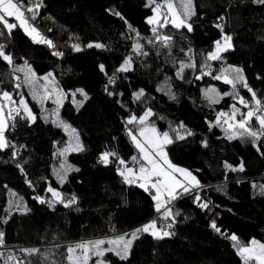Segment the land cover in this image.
<instances>
[{
	"label": "trees",
	"instance_id": "16d2710c",
	"mask_svg": "<svg viewBox=\"0 0 264 264\" xmlns=\"http://www.w3.org/2000/svg\"><path fill=\"white\" fill-rule=\"evenodd\" d=\"M193 3L196 15L190 21L192 32L172 25L159 29L161 34L173 38L170 49L158 42L155 46L148 43L154 39L153 25L147 23L152 13V7L146 6L148 0H43L44 7L36 21L68 46L67 50H60L62 56L31 43L18 28L9 37L0 24L5 32L0 44L6 45L5 53H11L13 64L27 61L36 74L51 71L61 89L83 88L89 95L79 111L69 98L59 109L60 117L77 130L84 146V151L65 153L68 165L79 171L69 172L63 185L54 175L53 164L57 141L66 135L64 130L44 120L31 102L35 122L21 117L10 122L7 139L15 148L0 150V231L8 243L33 244L41 250L34 255L25 253V264H62L68 254L66 246L73 239L110 235L154 218L157 212L151 194L138 184L124 182L118 171L122 166L119 159L110 158L108 165L99 161L101 153L114 151L126 164L131 163L137 148L129 137L132 124L127 120L147 108L154 113L148 121L173 137L174 143L165 149L169 160L188 167L202 187L183 193L169 206L174 215L179 213L171 229L175 236L156 240L143 233L134 241L127 261L112 253H106L105 259L110 264H243L230 235L235 234L241 244L253 238L264 243V195L253 186L264 183V138L257 142L259 152L250 139L229 140L220 124H216L218 114L229 110L232 104L241 111L246 108L238 99L223 94L219 103L210 104L202 93V88L209 85L221 93H232L231 85L214 76L222 67L233 65L243 68L249 86L264 98V5L253 0ZM110 9L120 12L124 19L113 15ZM217 23L223 24L224 31L233 37V48L223 53L222 59L207 61L212 65V75L196 79L205 71L202 65L214 41L221 39ZM128 24L140 35L129 30ZM137 42L148 55L134 51ZM89 43L105 47L88 48ZM73 44L83 50L74 51ZM29 48L34 52L27 54ZM129 56L132 70L117 73L116 82L108 88L115 95L109 96L105 91L108 77ZM189 56L195 68H185L181 79L176 75L179 63L189 60ZM101 64L105 72H101ZM14 79L12 64L0 59V93H13ZM160 82L171 88L175 100L169 98L166 90H158ZM139 89L145 92L141 101L133 97ZM237 90L239 96L250 101L247 89L238 85ZM180 122L194 134L177 140L172 130ZM252 127H259L255 119ZM180 132L184 134L183 130ZM241 161L243 172L225 166L238 168ZM49 186L65 199L74 193L78 204L65 208L59 203L52 207L39 203L37 196L53 200L47 191ZM9 190L21 198L28 211L9 207ZM196 193L200 202L195 199ZM201 202L208 203V208H201ZM156 217L155 220L163 216ZM168 221L173 222L172 218ZM213 221L220 233L210 226Z\"/></svg>",
	"mask_w": 264,
	"mask_h": 264
},
{
	"label": "snow or ice",
	"instance_id": "6c2138e0",
	"mask_svg": "<svg viewBox=\"0 0 264 264\" xmlns=\"http://www.w3.org/2000/svg\"><path fill=\"white\" fill-rule=\"evenodd\" d=\"M254 3L259 5H264V0H253ZM154 5V7H153ZM146 6L152 7L153 15L147 18V23L153 25L151 31L153 33L154 39L148 40L149 44L156 45L158 42L161 47L170 49L172 47L171 36L163 35L160 33L159 29L172 25L176 29L186 28L188 32L193 31V24L190 22L192 17L196 15L195 5L193 0H180L179 9L177 8L174 0H162V2H157V0H148ZM44 7L43 0H0V24L3 25V28L7 30V35L10 37L12 35L13 29L20 27L23 29L25 34L31 38L33 43L47 45L49 48H55L56 45L53 41L47 36L43 35L41 30L34 23L30 21H35L39 15V10ZM113 15L119 16L121 19H124L122 14L114 9H110ZM30 14V15H28ZM9 18H14L17 23H10ZM219 20H223V17H219ZM127 23V21H125ZM221 31V39L214 41V48L212 51L208 52L206 55L205 65L202 67H210L207 64V61H217L222 59V54L228 52L233 48L232 40L233 37L230 34H227L224 31V26L221 23L215 25ZM129 30L136 32L131 24H128ZM136 35L139 36V32H136ZM5 32L0 30V37H4ZM86 47L92 48H104L105 46L100 43H89ZM5 44H0V59L6 61L8 64H13V56L11 53H5ZM72 49L76 52H80L83 49L79 44H73ZM134 51L139 55H148L147 52L143 51V45L137 42L134 45ZM183 51V49L181 50ZM191 48L188 49V52L191 53ZM64 53L61 51H55L53 55L62 56ZM191 59V56H189ZM27 64V61H25ZM101 72H105V67L103 64L99 65ZM133 60L129 56L125 58L123 63L119 68L116 69V72L112 76L108 77V83L105 85V91L109 96L115 95V93L108 91L109 85H112L116 82L117 73L129 72L132 70ZM185 68H195L194 63H185L181 61L176 75L183 79V72ZM17 71H24L23 68H17ZM107 74V73H105ZM205 75H212L211 71L204 72L202 71L196 79H201ZM51 72L47 73L41 79L46 83L42 85L43 95H38L35 90L32 91V97L34 100H37L41 105L44 100L52 98L55 96L54 103L57 105L55 114L59 117V109L63 106L64 100L68 98V93L64 92L61 89L55 87V80ZM19 80V77H16ZM216 80H223L224 83L231 85L233 92L232 93H223V96H233L234 99H238L239 104L243 105L247 109L246 112H241V109L236 107L233 104L231 114L220 112L216 124H220L221 118L226 117L223 123L227 125L225 132L230 133L227 135L229 140H245L250 139L257 151H260V145L258 141H261L264 138V98L258 97L255 90H253L244 75V70L241 67L229 65L227 68L223 69L219 75L214 76ZM36 74L32 71L31 66H28V70L25 72V83L30 87L34 88L36 83ZM49 85H53L52 89L49 90ZM240 85L251 94L250 101L246 100L243 96H239L237 86ZM16 88H20V84L15 85ZM163 90V89H158ZM72 97V103L75 105L77 111L83 106L84 102L89 99L88 93L83 88H77L74 91L70 90ZM79 94L82 99L77 100L76 96ZM170 99L175 100L176 96L171 91L169 87L166 93ZM145 96L144 89H139L133 93V97L137 101H141V98ZM204 96L209 101L210 104L219 103V100L222 98L221 94L217 92L215 88H209L204 90ZM0 97L3 100L12 103L11 93L4 91L0 93ZM20 105L23 108V114L21 113V108H11L5 114V106L0 104V150L15 148L6 137L5 132L9 127V120H15L16 117H21L28 119L31 122H35L36 116L32 113L31 109L28 107L26 101L21 98ZM13 113L16 116H13ZM241 115V119L237 120V115ZM154 113L151 108H147L143 115L136 117L135 115L131 116L128 120V124L139 123L141 125L139 129V137L133 134L131 129H129V136L131 137L135 147L139 150L141 156L140 160H137V157L133 156L132 161L139 164V168L134 169L132 167H127L126 162L123 159H120L116 152L105 151L101 153L99 157L100 163L108 165L110 163V158L116 157L119 159V164L125 167L119 169V175L123 178L124 182L131 184H138L140 188L144 189L146 192H151L155 190L152 194V199L155 201V210L157 213L162 212V216L165 220L172 218V223H168L166 226L158 227L157 220L153 219L148 223L141 225L138 228H135L130 233L125 232L115 238L90 240L77 242L74 245H69L67 247V260L69 264H88V262L93 258H105L106 253H112L121 261H127L131 255V250L133 247L134 241L139 239L140 235L143 233L150 234L156 240H163L168 237L175 236L176 233L171 231L175 221L173 209L168 207L171 201L177 199L178 196L183 193L193 192L195 189L201 188L200 181L192 171L178 167L168 159L166 147L174 143L173 137L169 132L165 131L163 133L159 132L154 124L149 125L147 121ZM255 119L258 122L259 127L254 129L252 127V121ZM57 127H62L65 132H69L70 135L75 139L74 144H69L68 147L60 151V155H64L69 151L81 152L84 151V146L80 142L79 133L75 128H72L67 122L57 119L52 121ZM222 126V125H221ZM211 127V125H210ZM180 130L184 131V134H181ZM176 134L177 140H184L186 136H192L194 133L188 129L183 122H180L176 128L172 130ZM204 146H207V142L204 141ZM23 147V146H22ZM264 155V153H261ZM13 158L17 156V152L14 150L12 152ZM23 171L21 165H17ZM227 168H230L232 171H244V162L241 161L238 168H232L231 165L226 164ZM71 171H79V169H73L71 165L66 163L61 164L60 169L55 171L57 180L61 185H63L67 179L68 174ZM178 174V175H177ZM29 183H31L29 181ZM256 187V185H253ZM261 194L264 195V185H260ZM217 190H220L219 187ZM47 191L52 194L53 200L51 202L46 201L43 197L37 196L36 199L39 203H49V206L52 207L55 203L62 204L65 208H71L74 205L78 204V197L73 193L69 198L65 199L63 194L57 189L49 186ZM195 199L197 202L201 201L199 193H196ZM201 208H208V203L201 202L199 203ZM20 211H28L26 207L18 206ZM163 210V211H162ZM79 211V209H77ZM216 232L220 233L221 229L213 221L210 225ZM4 233L0 231V246L4 245ZM234 243L233 247L237 250L238 255L242 258L243 264H264V243L256 239H252L247 244H241L239 238L235 234H231L229 237ZM107 243L109 247H104ZM79 250L80 254L77 255ZM22 252L29 255L39 254L41 250L39 248H28L21 249ZM3 255V253H0ZM9 260H16L15 256H9ZM95 264H110L106 259H96Z\"/></svg>",
	"mask_w": 264,
	"mask_h": 264
},
{
	"label": "rangeland",
	"instance_id": "374dc122",
	"mask_svg": "<svg viewBox=\"0 0 264 264\" xmlns=\"http://www.w3.org/2000/svg\"><path fill=\"white\" fill-rule=\"evenodd\" d=\"M174 3L176 4V6H177V8L179 9V5H180V0H174ZM153 15V12L148 16V17H150V16H152ZM9 22L10 23H12V21H10L9 20ZM0 30H3V28L2 27H0ZM213 48H214V46L212 47V49L211 50H209L208 52H210V51H212L213 50ZM33 53L34 52V49L33 48H29V49H27V54H29V53ZM183 62H185V63H192V60L191 59H189V60H186V61H183ZM207 64L208 65H210V67H204V69H205V71L204 72H207V71H212V65L209 63V62H207ZM28 66H29V64L27 63V64H25V61H22V62H20V63H15V64H12V68H13V74H14V80H15V84H17V83H19L20 84V88H16L15 87V89H13L14 91H13V93H11V96H12V103H9L8 101H5V100H3V98L1 97V99H2V101H3V104H4V106H5V108H6V113L8 112V110L9 109H11V108H17V107H20L21 108V113L23 114V108L21 107V105H20V100H21V98H23L25 101H26V103H27V105H28V107L31 109V111H32V113L35 115V112H34V110L32 109V107L29 105L30 103L29 102H31V103H33L34 104V106H35V109L37 110V112L39 113V115L44 119V120H50L51 122L53 121V120H57V119H60V120H63L61 117H60V115H59V117H57L56 116V114H55V110H56V108H57V105L54 103V99H55V96L53 95V97L52 98H49V99H46V100H44V102H43V104L41 105L37 100H34L33 99V97H32V91L33 90H35L36 92H37V94L38 95H43V92H44V90H43V87H41L42 85H44L46 82L43 80V79H41L43 76H45L47 73H49V72H51V71H48V72H46V73H42V74H36L33 70V72L36 74V83H35V85H34V88L33 87H30L28 84H26L25 83V72L28 70ZM229 65H226V66H224V67H222L221 69H219V70H217L216 71V75H219L220 73H221V71L223 70V69H225V68H227ZM233 66V65H232ZM17 68H23L24 69V71H17L16 69ZM32 69V68H31ZM16 77H19L20 79L19 80H17L16 79ZM52 78H54V76L52 77ZM54 80H55V78H54ZM52 87H53V85H49V90H51L52 89ZM55 87L56 88H58V89H61L58 85H57V83H56V80H55ZM158 89H164V90H166V91H168V89H169V87H168V85L164 82V83H162V82H160L159 84H158ZM209 88H215L216 90H217V92L218 93H220L221 94V96H222V94L223 93H221L214 85H209V86H207V87H203L202 88V93H203V96H204V90H206V89H209ZM75 89H77V88H75ZM75 89H69V90H63V89H61V90H63L64 92H66V93H68L69 95H68V98L72 101V97H71V94H70V90L71 91H74ZM4 92V91H3ZM2 93V92H1ZM10 93V92H9ZM205 97V96H204ZM76 99L77 100H81L82 99V97L79 95V94H77V96H76ZM232 106V105H231ZM230 106V109L229 110H225V111H222V112H225V113H229V114H231V112H232V107ZM237 107V106H236ZM239 108V107H238ZM241 109V108H240ZM145 111V110H144ZM144 111L140 114V115H135L136 117H139V116H141V115H143V113H144ZM243 111H247V109H244ZM16 114L15 113H13V116H15ZM133 116V115H132ZM131 117V116H130ZM129 117V118H130ZM128 118V119H129ZM217 118H218V116H217ZM224 119H226V117H224V118H221V120H220V126H221V128H222V130H223V133L224 134H226V132H225V128H227V125L226 124H224L223 123V121H224ZM236 119L237 120H239V119H241V116H237L236 117ZM63 121H65V120H63ZM9 122H11V120L9 121ZM66 122V121H65ZM147 123L149 124V125H152L153 123H150L149 121H147ZM155 125V124H154ZM72 127V126H71ZM140 127H141V125H139V123H134V124H132L131 125V131L133 132V134H135V135H137V137L138 138H140L139 137V129H140ZM155 127H156V125H155ZM62 128V127H61ZM73 128V127H72ZM157 128V127H156ZM254 128V127H253ZM63 129V128H62ZM158 129V128H157ZM158 131L159 132H161V133H163V132H165V131H160L159 129H158ZM65 132V131H64ZM65 138L64 139H62V140H60V141H57V150H56V161H55V163L53 164V172L55 173V171L56 170H58V169H60V166H61V164H64V163H66L67 165H68V163L66 162V160H65V154L62 156V155H60L59 153H60V151H62L64 148H66V147H68L69 146V144L71 143V144H74L75 143V139L70 135V133L69 132H65ZM129 134V133H128ZM130 137V136H129ZM130 139H131V137H130ZM132 140V139H131ZM133 142V141H132ZM135 145V144H134ZM133 156H135V157H137V160H140V156H141V154H140V152H139V150L137 149V151L135 152V154L133 155ZM132 156V157H133ZM132 157H131V163L130 164H126V166L127 167H132V168H134V169H137L138 170V168H139V164H137V163H135V162H133L132 161ZM169 159V158H168ZM70 164V163H69ZM172 164H174V165H176V166H178V167H181V168H185V169H188V170H190L188 167H186V166H184V165H180V164H176V163H173L172 162ZM123 167H125V166H121L119 169H121V168H123ZM191 171V170H190ZM193 173V172H192ZM55 175V174H54ZM178 175V174H177ZM193 175H195L194 173H193ZM56 176V175H55ZM255 185H256V188L258 189V190H261L260 189V185H264V183H255ZM154 192H155V190L153 189V190H151V192H149L150 194H151V196H152V194H154ZM155 202V201H154ZM8 205H9V207L11 208V209H18V206H20V207H25L24 206V203H23V201L21 200V198L19 197V196H17V195H15L14 194V192L12 191V190H9V192H8ZM169 207V206H168ZM162 214V213H161ZM154 218H157L155 215L153 216ZM154 218H152L151 220H153ZM169 223V221L168 220H165L163 217H161V218H158L157 219V224H158V227H160V226H166L167 224ZM136 227L135 226H133V227H130V228H127V229H123V230H121V231H119V232H116V233H113V234H110V235H101V236H96V237H88V238H86L85 237V239L83 240V241H90V240H97V239H104L105 241H107L108 239H112V238H115V237H117V236H119V235H121V234H123V233H125V232H131L132 230H134ZM253 239H256V240H258V241H260L259 239H257V238H253ZM77 242H79V241H76V242H73V241H71L70 242V244L69 245H74V244H76ZM80 242H82V241H80ZM261 242V241H260ZM262 243V242H261ZM104 247H109V245H107V243L104 245ZM35 248V247H34ZM80 254V252H79V250L77 251V255H79ZM68 255V254H67ZM96 259H105V258H97V257H93L89 262H88V264H95V261H96ZM107 261V260H106ZM62 264H69V261L67 260V257H66V261L64 262V263H62Z\"/></svg>",
	"mask_w": 264,
	"mask_h": 264
},
{
	"label": "built area",
	"instance_id": "2783aa9c",
	"mask_svg": "<svg viewBox=\"0 0 264 264\" xmlns=\"http://www.w3.org/2000/svg\"><path fill=\"white\" fill-rule=\"evenodd\" d=\"M27 4V1H25ZM173 201L170 202L168 206L172 204ZM163 211V210H162ZM162 213V212H161ZM161 213H156L155 216H158ZM85 238H77L73 239V242L76 241H83ZM35 245L33 244H12L4 241V245L0 246V253H3V255H0V264H25V253L21 251V249H28V248H34ZM9 256H15L16 260H9Z\"/></svg>",
	"mask_w": 264,
	"mask_h": 264
},
{
	"label": "water",
	"instance_id": "95a60500",
	"mask_svg": "<svg viewBox=\"0 0 264 264\" xmlns=\"http://www.w3.org/2000/svg\"><path fill=\"white\" fill-rule=\"evenodd\" d=\"M28 15H30V14H28ZM9 20L12 21L13 23H17V24H18V22L15 21L14 18H9ZM30 22H32V23H34L36 26H38V28L41 30L42 34L45 35V36H47V38L51 39V40L53 41V43L56 45V47H55V48H49L47 45L36 44V43H34V44L43 47L45 50H47L48 52H50V53H52V54H53L55 51L67 50L68 46L65 44V42H63V41L58 37V35H57L56 33H54L52 30L48 29L45 25L39 23V22L36 21V20H35V21H30ZM17 28L21 31V33H22V34H23V35H24V36H25V37H26L31 43H33V41L31 40V38L25 34V32L23 31L22 28H20V27H17ZM0 104H3V101H2V99H1V97H0ZM3 105H4V104H3ZM5 114H7V113H6V108H5ZM9 126H10V122H9ZM8 130H9V127H8V129L6 130V132H5L6 137H7V132H8Z\"/></svg>",
	"mask_w": 264,
	"mask_h": 264
},
{
	"label": "crops",
	"instance_id": "0c3cea01",
	"mask_svg": "<svg viewBox=\"0 0 264 264\" xmlns=\"http://www.w3.org/2000/svg\"><path fill=\"white\" fill-rule=\"evenodd\" d=\"M232 105H233V104H232ZM236 106L239 107L238 105H236ZM239 108H240V107H239ZM241 112L243 113V112H245V111H241ZM237 116H241V115L238 114ZM228 134H230V133H227L226 136H227ZM149 221H151V219H148V220H146L145 222H143V223H141V224H139V225H136L135 227L138 228V227H140L141 225H144V224L148 223Z\"/></svg>",
	"mask_w": 264,
	"mask_h": 264
}]
</instances>
